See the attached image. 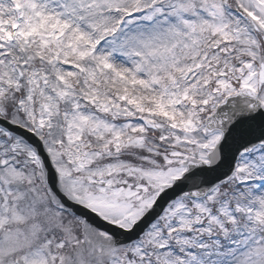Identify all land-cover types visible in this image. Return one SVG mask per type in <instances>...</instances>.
Segmentation results:
<instances>
[{
	"label": "snow or ice",
	"instance_id": "snow-or-ice-1",
	"mask_svg": "<svg viewBox=\"0 0 264 264\" xmlns=\"http://www.w3.org/2000/svg\"><path fill=\"white\" fill-rule=\"evenodd\" d=\"M0 264H264V0H0Z\"/></svg>",
	"mask_w": 264,
	"mask_h": 264
}]
</instances>
